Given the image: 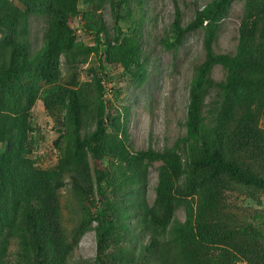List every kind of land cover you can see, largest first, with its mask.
I'll use <instances>...</instances> for the list:
<instances>
[{"label":"trees","instance_id":"16d2710c","mask_svg":"<svg viewBox=\"0 0 264 264\" xmlns=\"http://www.w3.org/2000/svg\"><path fill=\"white\" fill-rule=\"evenodd\" d=\"M235 1L212 0L186 25L175 9L165 49L204 30L185 134L161 151H134L127 108L118 105L148 78L147 0H0V264H69L90 231L94 264H264V209L248 203L261 205L264 196V0H242L236 51L217 53L220 23ZM34 17L46 19L37 50ZM63 65H84L90 78L65 77ZM38 101L54 122L56 161L48 168L38 155ZM67 187L78 219L70 229Z\"/></svg>","mask_w":264,"mask_h":264},{"label":"rangeland","instance_id":"374dc122","mask_svg":"<svg viewBox=\"0 0 264 264\" xmlns=\"http://www.w3.org/2000/svg\"><path fill=\"white\" fill-rule=\"evenodd\" d=\"M211 1L147 0L143 6V10H146L143 31L145 56L149 57L148 78L140 89L125 90L118 105L121 106L123 112L127 108L128 113L126 112L125 116L127 117L131 148L134 151L144 150L148 147L161 151L165 147H171L176 139L185 134L184 122L187 116L191 80L195 67L204 59V30L199 29L189 34L177 50L165 49L162 41L171 30L177 7L180 8L184 25H186L194 19L197 8ZM242 14L243 2L236 0L230 8L228 17L220 23L218 39L214 45L217 53L231 54L236 51ZM102 15L107 25L112 23L109 6L102 10ZM31 25L33 49L37 50L43 45L46 19L45 17H34ZM78 34L81 35V32L78 31ZM62 67L65 77L69 73H77L81 80L90 78L84 65L72 69L66 65ZM213 77L217 81L224 78L221 66L214 69ZM108 89L110 90V88ZM33 117L39 139L38 155H46L40 165L48 168L53 166L56 161V157L49 150L55 139L51 131L54 122L45 111L41 101L36 103ZM262 125L264 126V118ZM157 181L158 172L152 169L146 188L150 202L154 201ZM261 200L263 202L261 205L251 200L248 203L249 205L254 204L257 209H264V196L261 197ZM74 203L69 187H67L62 191V207L63 221L69 229L78 223L77 216L73 212ZM177 218L181 221L184 220L185 212L182 208L178 210ZM254 224L262 228L261 222L255 220ZM16 249L17 242L15 241L11 247L12 254ZM96 252V236L93 231H90L81 239L69 264H94Z\"/></svg>","mask_w":264,"mask_h":264},{"label":"clouds","instance_id":"9594fccd","mask_svg":"<svg viewBox=\"0 0 264 264\" xmlns=\"http://www.w3.org/2000/svg\"><path fill=\"white\" fill-rule=\"evenodd\" d=\"M240 263H244V264H246L245 262H239L238 264H240Z\"/></svg>","mask_w":264,"mask_h":264}]
</instances>
